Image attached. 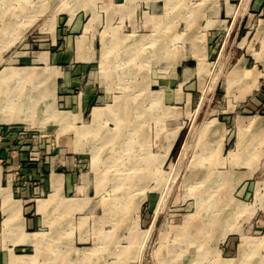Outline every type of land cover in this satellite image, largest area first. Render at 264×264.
I'll use <instances>...</instances> for the list:
<instances>
[{
    "label": "rangeland",
    "instance_id": "obj_1",
    "mask_svg": "<svg viewBox=\"0 0 264 264\" xmlns=\"http://www.w3.org/2000/svg\"><path fill=\"white\" fill-rule=\"evenodd\" d=\"M4 93L60 177L0 264H264V0H0Z\"/></svg>",
    "mask_w": 264,
    "mask_h": 264
},
{
    "label": "crops",
    "instance_id": "obj_2",
    "mask_svg": "<svg viewBox=\"0 0 264 264\" xmlns=\"http://www.w3.org/2000/svg\"><path fill=\"white\" fill-rule=\"evenodd\" d=\"M76 66L79 70V64ZM21 129L22 126L10 128L5 123L0 125V241L8 247L23 246L31 238L27 236V228H35L42 221L40 208L48 209L52 205L43 201L34 204L30 198L32 187L21 185L27 179H43L45 175V178L49 177L50 181L47 182H51V189L54 190V181L56 184V179L60 177L54 173L56 170L50 163L42 160L44 157L30 158V146L19 135ZM16 257L20 259L19 255Z\"/></svg>",
    "mask_w": 264,
    "mask_h": 264
},
{
    "label": "bare ground",
    "instance_id": "obj_3",
    "mask_svg": "<svg viewBox=\"0 0 264 264\" xmlns=\"http://www.w3.org/2000/svg\"><path fill=\"white\" fill-rule=\"evenodd\" d=\"M231 26V25H230ZM18 74L21 76V77H23V78H28L29 76H31L32 75V73H30V71L29 70H22V71H20V72H18ZM17 95V94H16ZM4 96L6 97V101H5V103H3L4 101H3V97L2 96H0V107L2 108L1 109V113L2 114H0V122L1 123H7V122H11V121H13V120H19L20 119V116H18V114L17 113H15V112H12V111H14L13 109L15 108V104H12L13 103V96H12V94H8V93H4ZM17 99V98H16ZM98 109V108H97ZM95 115L98 117L99 115H100V110H98V111H95ZM103 115V114H102ZM241 134V133H240ZM246 136V135H245ZM176 139V138H175ZM239 142V141H238ZM174 143V142H173ZM6 192H8V191H6ZM5 193V192H4ZM3 195H5V194H3ZM47 202V201H46ZM45 202V203H46ZM70 202V201H69ZM72 204H74V203H66V205H70V206H72ZM46 205V204H45ZM66 205H65V208H66ZM44 206V205H43ZM14 208V207H13ZM62 209H64V206L62 207ZM61 209V210H62ZM14 210V209H13ZM65 210H67V209H65ZM12 212H14V211H12ZM11 212V213H12ZM262 237V236H261ZM259 240V239H258ZM145 241V240H144ZM259 243H264V239H260V241H256L255 242V245H257V244H259ZM252 246V245H251ZM254 246V245H253ZM257 247V246H256ZM256 247H254V248H256ZM247 248V247H246ZM249 249V248H248ZM31 260V259H30ZM24 262V261H23ZM28 262V261H27ZM31 262V261H30ZM26 264H29V262L28 263H26Z\"/></svg>",
    "mask_w": 264,
    "mask_h": 264
}]
</instances>
